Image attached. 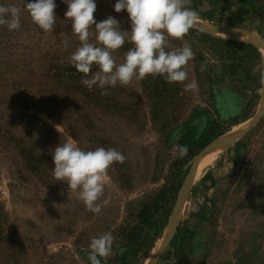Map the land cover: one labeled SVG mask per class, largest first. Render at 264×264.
Here are the masks:
<instances>
[{
    "label": "rangeland",
    "instance_id": "374dc122",
    "mask_svg": "<svg viewBox=\"0 0 264 264\" xmlns=\"http://www.w3.org/2000/svg\"><path fill=\"white\" fill-rule=\"evenodd\" d=\"M230 1L190 0V7L196 22L217 26L218 6ZM55 2L53 32L39 30L26 11L19 30L0 26V264H90V241L105 232L115 237L107 264H149L203 150L259 115L264 50L192 28L169 41V50L188 44L194 53L183 83L148 76L89 90L70 63L80 41L65 21L67 5ZM96 2L97 22L113 16L129 28L127 13L114 11L116 0ZM0 5L23 9L24 0ZM244 18L249 28H230L264 39V21ZM130 47L113 53L117 63ZM186 84L193 85L187 92ZM69 139L126 157L108 169L102 199L110 203L99 215L52 176L49 152ZM174 143L186 144L188 154L181 158ZM158 264H264V116L204 158Z\"/></svg>",
    "mask_w": 264,
    "mask_h": 264
},
{
    "label": "clouds",
    "instance_id": "9594fccd",
    "mask_svg": "<svg viewBox=\"0 0 264 264\" xmlns=\"http://www.w3.org/2000/svg\"><path fill=\"white\" fill-rule=\"evenodd\" d=\"M62 3L67 5L65 21L71 24V33L80 41L70 56V63L84 74L81 83L89 90L94 86L102 90L127 86L148 76L162 77L168 84L187 80L186 65L193 59L192 48L184 44L169 50V41L182 39L196 23L197 13L191 9L190 0H116L114 11H125L130 21L127 30L121 29L113 16L97 22L93 15L96 0H62ZM56 7L55 0H24L23 9L0 5V26H6L9 31L19 30L21 13L26 11L39 30L53 32L58 19ZM92 31L95 42L89 40ZM126 43L131 47L123 61L117 63L113 53ZM93 66L97 69L94 73ZM192 87L186 84L184 91ZM173 140H179L178 131L173 134ZM173 147L181 158L188 154L186 144L174 143ZM49 154L54 179L65 184L68 192H77L86 211L99 215L110 203L109 199H102L108 169L116 163L123 164L125 155L115 148L102 146L85 150L71 139L59 143ZM114 241L110 232L93 238L87 254L90 264H107V259L114 254Z\"/></svg>",
    "mask_w": 264,
    "mask_h": 264
},
{
    "label": "water",
    "instance_id": "95a60500",
    "mask_svg": "<svg viewBox=\"0 0 264 264\" xmlns=\"http://www.w3.org/2000/svg\"><path fill=\"white\" fill-rule=\"evenodd\" d=\"M193 28L199 29L200 31L207 33V34H221V35L229 36L231 38L239 39V40L245 41L247 43L253 44L256 47H258L259 49L264 50V39L256 37L250 33L244 32V31H238V30H233V29H228V28L218 27V26H211V25L206 26V25H202L199 22H196L194 24ZM263 116H264V86H263L262 108H261L259 115L256 117V119H254V121H252V123H250L247 127L242 128V129L237 130V131L229 132L226 135L218 138L213 143H211L208 147H206L203 150V152L201 153V155L198 157L196 164L192 170L191 178L186 185L185 195L181 199V201L179 202L177 207L175 208V210L172 214V217L170 219L169 230H168V233L166 235L164 244L161 247V249L156 253V255L152 258V260L150 261L149 264H158L161 256L166 251V249L169 247L172 239L174 238V236L177 232L180 217H181L182 212L184 210V206H185L186 201H187V199L191 193V190L194 187L196 180L198 178V171H199V167H200L202 160L207 155H209L214 149L218 148L219 146H221L225 143L231 142V141H235V140L239 139L240 137L244 136L247 132H249L260 121V119Z\"/></svg>",
    "mask_w": 264,
    "mask_h": 264
},
{
    "label": "crops",
    "instance_id": "0c3cea01",
    "mask_svg": "<svg viewBox=\"0 0 264 264\" xmlns=\"http://www.w3.org/2000/svg\"><path fill=\"white\" fill-rule=\"evenodd\" d=\"M230 8L236 10L233 16L228 12L225 14ZM216 14L217 21L220 20V22H216L217 26H224L228 29H231L230 27L233 25H238L242 28H249L248 25L251 24V22L245 21V16L253 19L255 22L259 21L262 23V21H264V0H231L227 4L219 5ZM197 17H200V15L197 14ZM196 21L200 20L197 19Z\"/></svg>",
    "mask_w": 264,
    "mask_h": 264
},
{
    "label": "bare ground",
    "instance_id": "6f19581e",
    "mask_svg": "<svg viewBox=\"0 0 264 264\" xmlns=\"http://www.w3.org/2000/svg\"><path fill=\"white\" fill-rule=\"evenodd\" d=\"M203 160H204V159H203ZM203 160H202V161H203ZM201 164H202V162H201ZM201 164H200V167H201ZM200 167H199V171H200ZM199 171H198V175H199Z\"/></svg>",
    "mask_w": 264,
    "mask_h": 264
}]
</instances>
